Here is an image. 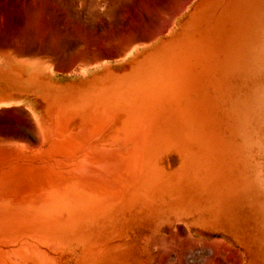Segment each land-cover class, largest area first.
I'll return each mask as SVG.
<instances>
[{"label":"rangeland","instance_id":"rangeland-1","mask_svg":"<svg viewBox=\"0 0 264 264\" xmlns=\"http://www.w3.org/2000/svg\"><path fill=\"white\" fill-rule=\"evenodd\" d=\"M41 9L0 0V264H264V0H193L142 72L7 55L25 27L48 50L68 17ZM190 32L166 83L157 43Z\"/></svg>","mask_w":264,"mask_h":264},{"label":"bare ground","instance_id":"bare-ground-1","mask_svg":"<svg viewBox=\"0 0 264 264\" xmlns=\"http://www.w3.org/2000/svg\"><path fill=\"white\" fill-rule=\"evenodd\" d=\"M192 1L193 0H40V3L42 5L41 10H44V8H48V10H49L48 12H50V13L60 14L59 16L62 15L61 17H64V16L68 17V19L63 18L60 22L57 20V22L61 24V26H60V24H57L58 26H60L59 28H61L60 31H58V32H57L58 26L57 27L54 26V27H56V30L53 31L52 26H51L52 24L50 25L49 22L47 23L50 25L49 27H51V29H52L50 31H53L52 33H48L51 35L47 36V38H48V40L46 38L47 41L43 40L44 43L46 41L47 44L49 41L48 50H47V47L45 45H43V46H45V48L43 50L41 49V47H40V49H37L36 51L34 50L35 44L33 43L34 46L32 44L30 45L31 40H32V38L30 37L31 35L29 34L30 32L29 33L25 32L27 27H25L24 32H25V34L30 35V36L26 35L27 37H29V39L31 38L30 40L27 38L30 41L29 45L24 44V46H23L21 44V46H19L16 44V41L20 37V34H24V32H22V33L16 32V31H18V29H15L16 30L15 33L13 31V36L15 38L13 41H11L12 39H10V36H9L10 40L6 38L7 39V40L5 39L6 42H5V40H1V41L5 42V44L3 43L4 45L3 44L2 45L5 47V49H6L5 51H7L6 52L7 55H11V56L15 55L17 57L27 59V60H29L28 62L33 64V67H34V65L38 64L40 66L41 70L45 69L44 66L46 64H48V62H50L51 65L54 66V68L63 66V67H66L67 69H73V68L77 67V68L82 70V69L94 66L96 64H99V63H104L106 61H112V60L123 59V58H128V57L134 56L132 58V60L137 59L141 62L144 61V64H142V63H139L137 65L134 64V65H132V69L135 70L134 68H137L140 72H142L143 70H141L140 66L150 65V64H146V62H148V55L150 53L147 49L149 47L148 45L157 41L160 36H169L172 33V30L174 28L179 29L181 24H180V26H178L177 22L183 16L184 11L186 10L188 5ZM222 5H224V4H222ZM222 10H223V8L221 9V12H222ZM46 11L44 13H46L47 18H49L48 12H46ZM36 13H38V11H36ZM213 14H215V13H213ZM21 16H22V14H21ZM41 16H43V15H41ZM211 16H212V14H211ZM9 18H11V17H9ZM35 18H34V22L37 25ZM55 18H58V17H55ZM152 18H154V20ZM53 19L54 18H52V21H53ZM58 19H61V18H58ZM146 19H148V20L146 21ZM40 20H43V17H41ZM25 21H27V20L25 19ZM36 25H35V27H37ZM41 26H43V23L41 24ZM147 26L149 28L146 29ZM22 27L24 28V26H22ZM49 27L48 26L46 27L47 32H49L48 31ZM23 28H22V30H23ZM44 28L45 27H43V29ZM63 29H64V31H63ZM61 30L63 31V33ZM5 31L7 33V30H5ZM28 31H30V30H28ZM0 32H3V31H0ZM35 32H37V31L35 30ZM61 33L62 34L67 33V34L62 35ZM31 34H33V33L31 32ZM34 34L36 35L35 37H37L39 34H40L39 36L41 37V35L43 34V31L39 30L37 33L38 35L36 33H34ZM3 35L5 36L6 34L3 33ZM61 36H62V38H61ZM190 36H191V32L189 34H185V36H181L180 38H173V36H171L168 40H165L162 42L159 41L157 43L158 44L157 45L158 50H160V52H161L159 59L161 57V62H162L159 70L162 71L161 75L164 76L163 77L164 82L167 83L172 78L177 77L179 74L183 73L184 68H183L182 63L186 62L185 59H184L185 61L183 60V57H184L183 55L187 51L186 48H189L188 47L189 46L188 40H190V38H191ZM33 37H34V35H33ZM23 38H24V35H23ZM117 38L118 39L121 38V40L123 39V41H122L123 44L120 45L119 47H116V44H115V41ZM3 39H4V37H3ZM24 39H26V38H24ZM160 40H162V39H160ZM7 41L8 42L11 41V43L9 45H6ZM41 41H39V43ZM32 42H33V40H32ZM36 43H37V41H36ZM67 44H69V46ZM39 45L41 46V44H38V47H39ZM192 45H196V44H192ZM32 46L34 49H32ZM144 47H146V50L142 51V49ZM66 48H69L68 50H70V51H68V50L66 51ZM45 49L47 50L48 53H46ZM193 49H195V48H193ZM202 49H204V48H202ZM184 50H186V51L183 52ZM155 51H157V50H155ZM0 52H2V51H0ZM196 52H198V51H196ZM185 56H187V55H185ZM155 57H156V55H155ZM193 59H195V57ZM194 61L195 60H193V62ZM187 62H189V60ZM21 64L23 65V63H21ZM26 64H28V63H26ZM190 64L192 65V63H190ZM157 65H158V63H157ZM30 67H31V65H30ZM152 67H154V66L152 65ZM37 68L36 67L34 68V69H36L35 71H39V69L37 70ZM188 69H190V68H188ZM133 76H135V75H133ZM133 76H132V78H133ZM136 76H137V74H136ZM158 77H160V74ZM158 77H156V78L154 77V79H151V82L153 84L156 83ZM159 82H160V80H159ZM162 82H160V83H162ZM154 85L157 86V84H154ZM154 85L152 88L155 87ZM159 87H161L160 84L157 86V88L159 89ZM141 88H143V87H141ZM158 89H156V91H159L157 94L159 96L162 94V91H160V89L159 90ZM145 90H147V88ZM156 91L151 90V92H149V91H147V92H149L151 94L154 92L153 93L154 96L157 97V95L155 94V93H157ZM142 92H143V90H142ZM149 95L150 94H148V96ZM154 96L152 95L151 98H153ZM146 97H147V95H146V91H145L144 95L142 94L141 97H139V98L145 99ZM100 98H102V97H100ZM108 99L110 100L109 97H108ZM92 126H94V125H92ZM94 127H96V126H94ZM0 135L5 137V139L7 138L10 140L19 136L17 132L0 133ZM186 239L189 240V238H186ZM173 241L175 242V240H173ZM190 243L191 242H189V244ZM175 245H177V244H175ZM224 245H226V244L224 243ZM224 245H222V246H224ZM162 246H163V244L161 245V247ZM226 247L229 249L228 246H226ZM166 248H168V247H166ZM224 249H226V248H224ZM165 250H167V249L163 250L164 253L165 252L168 253L169 250L168 251H165ZM159 252H160V250H159ZM181 252L182 251L180 250L179 253H180V256L182 257ZM169 253L171 254L170 251H169ZM179 253L176 252V254H179ZM206 253H207V251H206ZM163 254L161 251L160 255H163ZM168 254H166V255L164 254L165 257L168 256ZM216 254H215V256H216ZM221 254H224V253H221ZM173 255H175V254H173ZM163 256H159V258L163 257ZM215 256H213V258ZM165 257H163V259ZM174 258H176V257H174ZM166 260H164V262H166ZM174 260H176V259H174ZM212 260H211V262H212ZM235 260H236V258H235ZM160 261H162V258L160 259ZM181 261H182V259H181ZM207 261H209V260H207ZM207 261L205 263H207ZM237 262H238V258H237V261L233 262V263L236 264ZM173 263L176 264L174 261L171 262V264H173ZM212 263H214V262H212Z\"/></svg>","mask_w":264,"mask_h":264}]
</instances>
